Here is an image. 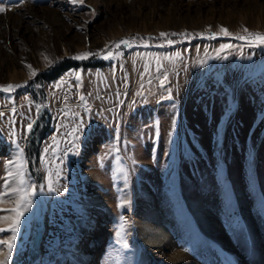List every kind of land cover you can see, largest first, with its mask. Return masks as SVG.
<instances>
[{"label": "rangeland", "instance_id": "374dc122", "mask_svg": "<svg viewBox=\"0 0 264 264\" xmlns=\"http://www.w3.org/2000/svg\"><path fill=\"white\" fill-rule=\"evenodd\" d=\"M0 4L6 8L0 13V86L22 85L0 90V193L5 164L15 158L13 128L24 148L25 179L37 186L9 264H58L91 221L95 232L78 245L96 252L93 264H163L151 253L145 257L131 238L138 199L160 204L191 247L199 237L196 223L187 220L190 201L216 197L219 219L242 232L247 208L264 217V45L235 38L246 36L244 29L264 34V0ZM221 27L231 35L220 33ZM121 40L131 46L115 48ZM222 45L230 47L220 51ZM109 50L119 54L103 59ZM83 53L99 55L73 59ZM63 63L55 76L44 78ZM76 72L79 82L70 75ZM37 103L45 106L39 113ZM29 118L37 124L26 141ZM79 120L85 126L79 152L65 157L71 139L66 133ZM53 137L60 142L54 153ZM45 148L51 163L42 165ZM56 169V190L49 192L46 178ZM92 193L101 197L91 207ZM11 200L0 196V218L14 216ZM121 217L128 222L123 232ZM10 223L0 219V227ZM240 235L243 246L235 244V233L232 248L215 245V264H253L251 235ZM257 236L264 243V234ZM5 254L0 246V260Z\"/></svg>", "mask_w": 264, "mask_h": 264}, {"label": "bare ground", "instance_id": "6f19581e", "mask_svg": "<svg viewBox=\"0 0 264 264\" xmlns=\"http://www.w3.org/2000/svg\"><path fill=\"white\" fill-rule=\"evenodd\" d=\"M88 142L89 148L93 144V138H89ZM100 197L101 194L92 193L89 199V206L97 205L96 200L100 199ZM136 203L137 206L141 207L139 208L140 213L135 219V226L131 231V238L141 246L145 257H148L149 253H151L158 260L163 259V264H215L213 259L215 245L224 244L228 248H232V235L235 233L236 237L239 236L240 238V234L243 233L245 235L250 234L252 238L253 264H264V243L260 242L259 239L257 240L258 233L264 234V217L254 215L249 208L243 213L244 227L242 228L246 230L242 232L238 229L227 227L230 224H224L219 219L217 214L219 202L216 197L210 199V201L208 199H204L203 202L190 201L187 207L190 211V217L187 220L189 222L193 220L196 223L199 237L197 247L193 245L191 247L187 245L186 240L180 237L181 228L178 227L173 217L166 213L160 204L153 202L149 198L138 199ZM186 222L185 224H187ZM95 224L94 221H91L87 227H81L79 238L82 239L85 234H89L91 231L94 233L97 227H95ZM103 237L104 235L100 234L94 239L99 240ZM79 240L72 244L70 255L65 257V259L62 258L58 264H93V261H96V252L93 249L89 250L84 245L82 246L83 250H81V244L78 245ZM242 243V238L235 240V244L238 246H241ZM34 251L33 247V253H35ZM91 259L94 260L92 261Z\"/></svg>", "mask_w": 264, "mask_h": 264}, {"label": "snow or ice", "instance_id": "6c2138e0", "mask_svg": "<svg viewBox=\"0 0 264 264\" xmlns=\"http://www.w3.org/2000/svg\"><path fill=\"white\" fill-rule=\"evenodd\" d=\"M73 4H83L85 0H71ZM6 11V8L3 4H0V13H4ZM244 32L247 34L245 35H237L235 38L240 39V40H248L250 44H258V45H264V34L260 33H250L248 32L247 29H244ZM220 33H222L225 36L231 35L229 31L223 27L220 28ZM166 34L161 33V36H165ZM214 38V37H210ZM171 43V41H169ZM121 45H124L125 47H130L131 44L128 40H121L118 43L115 44V48L119 49ZM230 47V45H222L220 51H223L225 48ZM119 53H113L112 51H108L106 55L103 56V59H110L114 55H118ZM89 55H99V53H83L81 55H78L76 57H73V59H86ZM47 60V57H45ZM169 59V58H165ZM52 64V61L48 62V65L50 66ZM31 69V66H28ZM145 71H147V67L145 68ZM70 75H74L75 80L79 82L81 80V74L79 72L76 73H71ZM36 76L35 70L30 71V79L32 77ZM164 79H167L165 76ZM79 86V85H77ZM161 86H163V81H161ZM22 87V85H4L0 86V90L6 93L12 92L15 88ZM39 87V86H37ZM56 87H61L60 84H57ZM142 87V86H141ZM137 95L142 96L143 92H138ZM167 98H171V93H169V96ZM79 100L83 102L85 112L89 111V107L87 105V101L85 100L84 96H79ZM122 103V101H121ZM42 107H45L42 104H35V109L36 112L39 113L42 109ZM3 113H0V116H3ZM65 116L68 115V113H64ZM74 117H78V113H73L72 114ZM14 123V122H13ZM175 123V121H173ZM37 124L36 120H33L29 118V122L26 124L25 127V133L23 136L24 140H28L30 138V135L33 133L34 126ZM84 123L82 120H79L71 129V131L67 132L66 135L71 137L70 140H67L66 143L70 145L65 152L64 156L66 157L69 153H78L79 152V141L81 139V133L84 132ZM117 133L119 132V127L117 125L116 128ZM17 136V132L15 128L12 129L11 131V137L14 139L12 140V143L15 145V153H14V159H9L7 163L5 164V169H6V177L4 179V188L5 191L3 193H0V196L2 197H10L15 204V207H13L10 211L14 213V216L10 217H3L0 219H10L11 223L8 225L7 228L0 227V233L8 232L10 235L7 238H0V246L6 249V254L3 260H0V264H9V261L11 260L12 254H13V248L16 242V234L20 225V220L21 217L24 216L26 212L29 211L31 205H32V197L35 195V189L36 185L29 183L25 179V160H24V148L23 146L18 143L15 139ZM53 144L56 145V148H52V152L54 153L57 151L59 147V141L56 140V137H53ZM118 139V137H117ZM112 151H117L115 147H113ZM49 152V148L44 149L45 155L40 156V162L42 165H47L51 163V161L46 159V154ZM60 163H64V159H60ZM56 175L57 177L60 175V170L56 169L55 172H49L47 176V185H48V191L53 192L56 189L53 186V180H52V175ZM43 188H41V191ZM124 202L122 201L119 206H123ZM121 223H120V231L123 232L125 229V226L127 225V221L124 220L123 217L120 218ZM124 247H127L126 244L123 245Z\"/></svg>", "mask_w": 264, "mask_h": 264}, {"label": "trees", "instance_id": "16d2710c", "mask_svg": "<svg viewBox=\"0 0 264 264\" xmlns=\"http://www.w3.org/2000/svg\"><path fill=\"white\" fill-rule=\"evenodd\" d=\"M65 66H66L65 63L57 65V67L54 68L51 73H49L47 75H43L44 78H51V77L55 76L60 70L65 68Z\"/></svg>", "mask_w": 264, "mask_h": 264}]
</instances>
